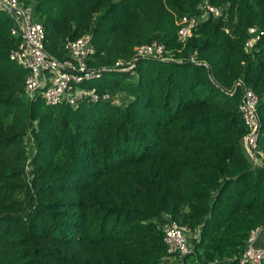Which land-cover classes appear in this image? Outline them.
<instances>
[{"label": "trees", "instance_id": "16d2710c", "mask_svg": "<svg viewBox=\"0 0 264 264\" xmlns=\"http://www.w3.org/2000/svg\"><path fill=\"white\" fill-rule=\"evenodd\" d=\"M19 1L58 60L85 34L91 68L154 42L167 59L103 73L97 92L119 105L30 102L0 11V264H166L168 221L201 227L181 264H239L264 226V163L253 167L245 151L238 111L251 89L264 156V0ZM205 2L221 15L197 23L182 46L178 21L200 16ZM250 28L259 40L248 54Z\"/></svg>", "mask_w": 264, "mask_h": 264}, {"label": "built area", "instance_id": "2783aa9c", "mask_svg": "<svg viewBox=\"0 0 264 264\" xmlns=\"http://www.w3.org/2000/svg\"><path fill=\"white\" fill-rule=\"evenodd\" d=\"M203 9L207 17L217 18L221 15L219 9L206 2ZM0 10L10 14L9 19L12 22L10 35L16 43L10 50L8 58L27 73L22 94L30 102L39 99L48 107L67 105L76 109L82 104L111 99L112 104L119 105V96L111 98L108 94H100L87 83L101 78L103 73L110 71L121 73L131 71L137 61L142 59H167L164 45L154 42L135 47L134 55L129 60H117L112 67L91 68L89 60L95 54V48L91 35L85 34L69 41L65 45L68 58L58 60L46 52L43 27L35 20L30 5H24L19 0H0ZM197 23L194 17H183L178 21L177 39L182 46L191 37L192 29ZM248 34L244 52L249 54L259 40V35L255 28L248 29ZM189 58L192 62L195 61V54ZM257 104L258 96L251 89L244 87L238 111L247 128L242 144L253 167L262 166L264 163V156L257 148L260 126ZM162 233L165 251L169 257L182 259L191 253L192 244L199 239L201 227L192 229L168 221L162 226ZM260 235H264V226L256 227L250 232L246 248L238 259L239 264H264V247L256 246Z\"/></svg>", "mask_w": 264, "mask_h": 264}, {"label": "rangeland", "instance_id": "374dc122", "mask_svg": "<svg viewBox=\"0 0 264 264\" xmlns=\"http://www.w3.org/2000/svg\"><path fill=\"white\" fill-rule=\"evenodd\" d=\"M204 5V4H203ZM203 5L200 6V10H201V14L200 16L198 17H194V19L199 23L200 21H203L207 18V14L205 12V10L203 9ZM1 11V10H0ZM3 12V11H2ZM8 18H10V14L7 13V12H3ZM15 64V63H14ZM16 65V64H15ZM19 67V66H18ZM101 79L102 78H99V79H95V80H92L90 82L87 83V85L91 88H96V84L101 82ZM24 99H26L24 96H23ZM27 100V99H26ZM87 104H91V103H87ZM27 150H29V146L27 145ZM173 261H178L177 263H174ZM166 264H181V259H176V258H169L166 260Z\"/></svg>", "mask_w": 264, "mask_h": 264}, {"label": "crops", "instance_id": "0c3cea01", "mask_svg": "<svg viewBox=\"0 0 264 264\" xmlns=\"http://www.w3.org/2000/svg\"><path fill=\"white\" fill-rule=\"evenodd\" d=\"M256 246H258V247H264V235H260L257 238Z\"/></svg>", "mask_w": 264, "mask_h": 264}]
</instances>
